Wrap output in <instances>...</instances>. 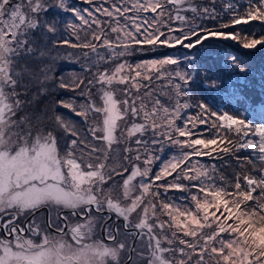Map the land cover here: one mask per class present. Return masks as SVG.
Instances as JSON below:
<instances>
[{
	"label": "snow or ice",
	"instance_id": "1",
	"mask_svg": "<svg viewBox=\"0 0 264 264\" xmlns=\"http://www.w3.org/2000/svg\"><path fill=\"white\" fill-rule=\"evenodd\" d=\"M85 2L0 0V264H264V124L193 90L264 0Z\"/></svg>",
	"mask_w": 264,
	"mask_h": 264
},
{
	"label": "rangeland",
	"instance_id": "2",
	"mask_svg": "<svg viewBox=\"0 0 264 264\" xmlns=\"http://www.w3.org/2000/svg\"><path fill=\"white\" fill-rule=\"evenodd\" d=\"M96 2L98 3L99 0H96ZM70 3L81 7V8H85V7H90L85 0H70ZM67 15V14H65ZM253 27H255V25H253ZM255 30V29H254ZM259 28L257 26L256 31H258ZM37 39H40L39 37H37ZM212 42H216V43H221L220 45H232L233 47H238L234 42L232 41H212ZM242 48V47H240ZM261 47H257V49H260ZM243 49V48H242ZM245 51H251V50H247L244 49ZM159 52L162 53H168V54H172V55H178L179 51L177 50H171V49H159ZM202 54H205L206 57H202ZM151 56V53L145 55V56H139L135 59H140V58H149ZM201 56H200V64L202 65V68L204 70L207 71L208 76L210 77L211 80H217L218 82H220L222 84V89L220 90H210L209 88L206 87L205 83L201 80H197L196 84L194 85V94L196 95V97L198 99H203L205 100L207 103L214 105L216 107H219L220 109H224L222 108L223 106V101L225 100H232L233 96L236 94L238 95V88L245 86V85H249V78H248V71L245 72H240L237 68H235L234 66H230V64L228 62H230V58H229V54L224 55L222 59H219L217 57V52H215L214 50H208L207 51H203L201 52ZM133 59V60H135ZM205 59L208 61H205ZM219 59V60H218ZM204 60V62H203ZM241 60V59H240ZM221 63L222 68H220V70L215 71L214 69L216 68L217 64ZM245 66V64L240 63V67ZM71 70H79V66L75 65V64H71V63H64L62 62L59 66V71L67 73ZM231 80H227L224 81V78H230ZM260 84H257L258 87H261V84H263V80L259 79ZM226 89V90H223ZM262 92H264V87H261ZM211 93V94H210ZM239 98H243V96L238 95ZM221 98H224L225 100L220 101ZM66 111V110H65ZM73 119H75V117H73ZM257 122H261L259 124H264V119H260V121L257 120ZM218 163H222V162H218ZM222 171H224L225 174H230L233 171V167H226L224 169H222Z\"/></svg>",
	"mask_w": 264,
	"mask_h": 264
},
{
	"label": "trees",
	"instance_id": "3",
	"mask_svg": "<svg viewBox=\"0 0 264 264\" xmlns=\"http://www.w3.org/2000/svg\"><path fill=\"white\" fill-rule=\"evenodd\" d=\"M255 29V30H254ZM257 26L252 28L256 31ZM221 43L210 42L209 50H214L217 52V57L222 59L224 55L229 54V58L236 56L239 59V62L246 64L247 66H242L248 71V75L252 77V80H249V85L242 86L238 88V95L243 96L239 98L238 95H234L232 100H225L221 98L220 101H223L222 108L232 111L233 109L239 108V112L250 120V117L247 114H254L257 117L256 105L261 103L264 106V96L261 95L262 89L264 87V48L254 49L251 51H245L240 47H233L232 45H220ZM201 56V54H200ZM139 57V56H137ZM134 57L133 59L137 58ZM202 57H206L205 54H202ZM218 59V60H219ZM241 59V60H240ZM205 61H208V59ZM204 62V60H203ZM222 68L221 63L217 64L215 71L218 72ZM259 79L263 80L261 87H258L257 84H260ZM224 81L231 80L230 78H224ZM211 94V93H210ZM253 110V111H252Z\"/></svg>",
	"mask_w": 264,
	"mask_h": 264
},
{
	"label": "flooded vegetation",
	"instance_id": "4",
	"mask_svg": "<svg viewBox=\"0 0 264 264\" xmlns=\"http://www.w3.org/2000/svg\"><path fill=\"white\" fill-rule=\"evenodd\" d=\"M46 215H47L46 210L45 211H41L39 213V215L37 216V219L39 221L43 222V220L45 219ZM52 215L55 216V212H53ZM121 239H125V235L123 233L121 234ZM127 239L131 241L132 240V237H127Z\"/></svg>",
	"mask_w": 264,
	"mask_h": 264
},
{
	"label": "bare ground",
	"instance_id": "5",
	"mask_svg": "<svg viewBox=\"0 0 264 264\" xmlns=\"http://www.w3.org/2000/svg\"><path fill=\"white\" fill-rule=\"evenodd\" d=\"M245 66H247V65L245 64ZM248 78H249V80H252V77H251V76H249V75H248Z\"/></svg>",
	"mask_w": 264,
	"mask_h": 264
}]
</instances>
